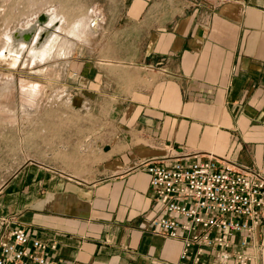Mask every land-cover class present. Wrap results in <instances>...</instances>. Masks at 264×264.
Listing matches in <instances>:
<instances>
[{
  "label": "crops",
  "instance_id": "1",
  "mask_svg": "<svg viewBox=\"0 0 264 264\" xmlns=\"http://www.w3.org/2000/svg\"><path fill=\"white\" fill-rule=\"evenodd\" d=\"M142 1L162 19L131 23L133 97L80 137L88 168L32 161L4 185L0 241L23 227L62 264H177L184 241L151 227L147 163L214 157L264 175V0ZM234 238L201 264H264V222Z\"/></svg>",
  "mask_w": 264,
  "mask_h": 264
},
{
  "label": "rangeland",
  "instance_id": "2",
  "mask_svg": "<svg viewBox=\"0 0 264 264\" xmlns=\"http://www.w3.org/2000/svg\"><path fill=\"white\" fill-rule=\"evenodd\" d=\"M143 3L0 0V190L32 161L88 168L80 137L119 118L135 93L131 23L162 19ZM73 21L81 36L67 34ZM41 26L58 35L42 59L31 51Z\"/></svg>",
  "mask_w": 264,
  "mask_h": 264
},
{
  "label": "built area",
  "instance_id": "3",
  "mask_svg": "<svg viewBox=\"0 0 264 264\" xmlns=\"http://www.w3.org/2000/svg\"><path fill=\"white\" fill-rule=\"evenodd\" d=\"M146 170L158 212L151 219L153 231L184 241L177 264H201L204 246L225 252L236 234L264 222V175L257 171L236 170L214 157L170 165L151 161ZM46 248L23 227L14 228L0 241V264H62L48 257ZM237 261L249 259L238 253Z\"/></svg>",
  "mask_w": 264,
  "mask_h": 264
},
{
  "label": "bare ground",
  "instance_id": "4",
  "mask_svg": "<svg viewBox=\"0 0 264 264\" xmlns=\"http://www.w3.org/2000/svg\"><path fill=\"white\" fill-rule=\"evenodd\" d=\"M80 25H81L80 21L70 22V24L67 25V28H68L67 34L72 35V36H81V31L79 29ZM45 28H42V26H41V28L38 29L40 31H39L37 37L35 36L36 37V39H35L36 45L31 49L33 55L36 57H40L41 59L44 58L45 56H47L50 52H52V50L56 46V41H57V37H58L57 33L55 34L52 30L45 29ZM60 28H65V27L61 26ZM41 29H45V32H42ZM21 45H23L24 48L26 46L23 43H21Z\"/></svg>",
  "mask_w": 264,
  "mask_h": 264
}]
</instances>
